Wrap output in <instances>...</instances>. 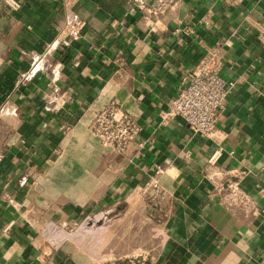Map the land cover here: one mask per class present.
<instances>
[{
  "label": "crops",
  "instance_id": "obj_1",
  "mask_svg": "<svg viewBox=\"0 0 264 264\" xmlns=\"http://www.w3.org/2000/svg\"><path fill=\"white\" fill-rule=\"evenodd\" d=\"M152 2L0 0V264H109L53 246L46 229L106 242L102 227L124 220L85 218L120 201L127 217L162 212L152 264H264V0H178L160 17ZM212 48L234 86L208 138L165 114ZM111 101L141 125L123 152L91 129ZM228 180L251 207L222 202Z\"/></svg>",
  "mask_w": 264,
  "mask_h": 264
},
{
  "label": "built area",
  "instance_id": "obj_2",
  "mask_svg": "<svg viewBox=\"0 0 264 264\" xmlns=\"http://www.w3.org/2000/svg\"><path fill=\"white\" fill-rule=\"evenodd\" d=\"M9 1V0H7ZM78 0H64L66 4ZM178 0H153L149 12L156 17L168 13ZM85 22H77L66 30L78 37ZM221 53L212 48L202 61L186 76L179 87L178 95L171 100L166 118L180 117L194 132L208 138H215L217 123L225 109L229 96L233 92L234 82L221 75ZM91 129L101 142L123 152L139 136L141 125L128 112L124 111L117 102L111 101L102 107L91 122ZM144 191L151 193L158 190L157 181L147 182ZM264 191L263 188H260ZM224 194L222 202L229 207H251L252 197L238 181L228 180L222 187ZM264 211V208H263ZM138 260V259H137ZM134 264H152L146 257Z\"/></svg>",
  "mask_w": 264,
  "mask_h": 264
},
{
  "label": "rangeland",
  "instance_id": "obj_3",
  "mask_svg": "<svg viewBox=\"0 0 264 264\" xmlns=\"http://www.w3.org/2000/svg\"><path fill=\"white\" fill-rule=\"evenodd\" d=\"M99 138V137H98ZM149 195L151 201L156 202V197L146 192ZM157 204L155 203V206ZM90 215V214H89ZM85 218V225L94 224L99 226L101 223L109 222L110 219H123L122 223L115 224L114 227L108 226L102 227V231L98 232L97 237L100 238L105 235L106 242L94 243L89 241V233H84L83 226L71 225L69 227H51L46 229L47 235L51 236L53 246L59 248H69L71 251L77 253L78 250L85 251L87 256L94 257L96 255L97 260L111 264L110 260L115 261L123 260L128 256L126 253H133L129 258V264H134L136 261H143V257H146L149 261H152L149 251L154 250V246L157 245L155 238L157 237V230L154 226L156 219L160 218L162 212L158 209H154L152 214H147L141 210L130 212L127 217V211L125 209V202L120 201L113 207H102L101 214H91ZM133 215V216H132ZM125 217L135 220V225L131 228L129 224H126ZM147 217L152 219L151 223H147ZM95 226V227H96ZM110 228L115 231L112 233V241L110 240ZM97 229V228H95ZM84 235H86V241H84ZM155 235V238L154 236ZM154 238V240H153ZM131 248L130 250L127 248ZM95 252V253H94ZM111 257V258H108ZM107 258V259H105ZM138 259V260H137Z\"/></svg>",
  "mask_w": 264,
  "mask_h": 264
}]
</instances>
